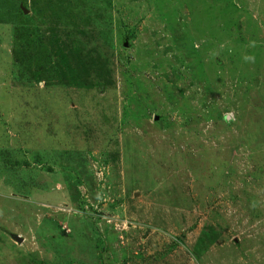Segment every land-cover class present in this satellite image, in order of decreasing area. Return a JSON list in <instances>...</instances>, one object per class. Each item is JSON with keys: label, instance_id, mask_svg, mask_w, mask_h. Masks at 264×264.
<instances>
[{"label": "rangeland", "instance_id": "1", "mask_svg": "<svg viewBox=\"0 0 264 264\" xmlns=\"http://www.w3.org/2000/svg\"><path fill=\"white\" fill-rule=\"evenodd\" d=\"M0 264H264V0H0Z\"/></svg>", "mask_w": 264, "mask_h": 264}, {"label": "water", "instance_id": "2", "mask_svg": "<svg viewBox=\"0 0 264 264\" xmlns=\"http://www.w3.org/2000/svg\"><path fill=\"white\" fill-rule=\"evenodd\" d=\"M16 238V237H15Z\"/></svg>", "mask_w": 264, "mask_h": 264}]
</instances>
